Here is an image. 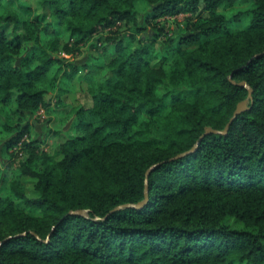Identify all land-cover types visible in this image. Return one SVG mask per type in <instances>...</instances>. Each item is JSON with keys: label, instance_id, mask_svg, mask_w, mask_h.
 <instances>
[{"label": "trees", "instance_id": "16d2710c", "mask_svg": "<svg viewBox=\"0 0 264 264\" xmlns=\"http://www.w3.org/2000/svg\"><path fill=\"white\" fill-rule=\"evenodd\" d=\"M0 264H264V0H0Z\"/></svg>", "mask_w": 264, "mask_h": 264}, {"label": "rangeland", "instance_id": "374dc122", "mask_svg": "<svg viewBox=\"0 0 264 264\" xmlns=\"http://www.w3.org/2000/svg\"><path fill=\"white\" fill-rule=\"evenodd\" d=\"M236 7L238 8V7H243V6L240 5V4H236ZM220 9H221V7H220ZM184 16H185V14H178V15L173 16V17H170V16L167 17L168 18V22L170 24V28L171 29L174 28V25L175 24H174L173 20H175V22H180V21H182V19L184 18ZM106 35L107 34H106L105 31L104 32H99V33L95 34L91 38L90 42L91 43H94V44L95 43L96 44H98V43L100 44V41L102 39H104ZM90 48H92V47H90V44H88V43L82 45V47H81V54H79L78 58H81L84 54H86V52L91 51ZM64 56H67V55H64ZM111 57H112V54L111 53H108L106 55V59L105 60L108 61ZM153 62H154L155 65L158 63V62H156V60H154ZM74 82H76L75 83L76 90L78 88H80V87H83L84 88L86 86V83L85 82H83L81 80H77V78L74 79ZM62 98H63V102L66 105H68V106L75 105L78 102L77 94L74 91H72V92H70V93H68L66 95H63ZM59 111H61V110H59ZM59 111H53L51 109L48 110V111L45 110V109H39L37 111L36 115L40 119H44V120H46L47 118H50L49 123H46V125L48 126V124H49L48 127L52 128V129H58V128H61L62 127L63 120L65 119V117L62 116L61 112H59ZM40 126L41 125H39V123L36 124V129H37V131H39L38 137L39 138H42V142H41V146L40 147L43 148V149H45V150H48V151L52 152L55 149V147L57 145V142H59L60 137H58V138L55 137L51 132L45 131ZM65 126H67V124ZM32 134L34 135V132H32ZM12 151H13V154H16L17 153V155H20V156L22 154L21 149H20L19 146H17L14 149H12ZM8 156H9V154H7V153H4L3 154V157H5V158H7ZM22 181L24 183V187H25L26 194L27 195H33L34 194V190H33V182H34V179L29 178V177H23L22 178Z\"/></svg>", "mask_w": 264, "mask_h": 264}, {"label": "water", "instance_id": "95a60500", "mask_svg": "<svg viewBox=\"0 0 264 264\" xmlns=\"http://www.w3.org/2000/svg\"><path fill=\"white\" fill-rule=\"evenodd\" d=\"M254 56H255V55H254ZM238 84H239V85H242V86H245V87L247 88V91H248V93H247V97L244 98L243 100L239 101V102L236 104L235 109L233 110L232 116L230 117V119L228 120V122L225 124L223 130L220 131V132H222V133H225V132L227 131V128H228L230 122L236 117L237 114H239L240 112H242V111H244V110L247 109V100H248L249 98H251V89L247 86L246 82H245L244 80H242V81H240ZM208 132H217V130H214V129L210 128V127H206L205 130H204V132H203V133L201 134V136L199 137V140H200V139H201L206 133H208ZM199 140L197 141V143L199 142ZM197 143H196V144H197ZM196 144H195L190 150H192V149L196 146ZM190 150H189V151H190ZM150 169H151V168H149V169L146 170V172H145V177H147L148 172L150 171ZM146 199H147V185H146V178H145L144 200H141V201H139V202H137V203H135V204H125L124 206L140 207V206H142V205L144 204V202L146 201ZM117 208H120V206H118ZM75 212L81 214V213H84V210H77V211H75Z\"/></svg>", "mask_w": 264, "mask_h": 264}, {"label": "crops", "instance_id": "0c3cea01", "mask_svg": "<svg viewBox=\"0 0 264 264\" xmlns=\"http://www.w3.org/2000/svg\"><path fill=\"white\" fill-rule=\"evenodd\" d=\"M48 126H49V124H48Z\"/></svg>", "mask_w": 264, "mask_h": 264}]
</instances>
